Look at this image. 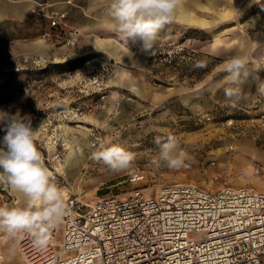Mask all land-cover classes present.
I'll return each instance as SVG.
<instances>
[{"label": "rangeland", "instance_id": "1", "mask_svg": "<svg viewBox=\"0 0 264 264\" xmlns=\"http://www.w3.org/2000/svg\"><path fill=\"white\" fill-rule=\"evenodd\" d=\"M182 1L208 25L169 27L145 70L123 76L121 69L131 70L126 59L73 56L69 48L77 43L43 37L45 4L56 0L37 1L18 19L8 14L12 6L30 2L0 0V112L30 116L36 146L64 199L91 203L136 189L153 194L173 184L264 192V96L252 78L235 107L226 105L223 93L224 69L233 56L247 60L252 76L264 80V0ZM41 43L53 52L39 54L33 46ZM197 61L205 66L196 68ZM168 135L177 138L185 156L179 170L152 163L158 152L154 137ZM112 145L135 153L129 169L114 172L93 159ZM24 203L0 179V206ZM3 248L8 264H24L13 240L6 237Z\"/></svg>", "mask_w": 264, "mask_h": 264}, {"label": "built area", "instance_id": "2", "mask_svg": "<svg viewBox=\"0 0 264 264\" xmlns=\"http://www.w3.org/2000/svg\"><path fill=\"white\" fill-rule=\"evenodd\" d=\"M43 37L74 46L80 34L49 17ZM65 201L68 214L46 247L23 234L14 242L24 264H264V192L253 188L173 184Z\"/></svg>", "mask_w": 264, "mask_h": 264}, {"label": "clouds", "instance_id": "3", "mask_svg": "<svg viewBox=\"0 0 264 264\" xmlns=\"http://www.w3.org/2000/svg\"><path fill=\"white\" fill-rule=\"evenodd\" d=\"M180 0H111L109 15L120 40L139 43L145 52L151 51L158 33L171 23ZM197 61L196 68L204 67ZM248 61L233 56L226 62L223 93L227 106L235 107L245 98L243 86L249 78L257 81V93L264 96V80L252 76ZM0 179L7 187L20 193L23 207L0 206V233L14 242L20 235L32 238L34 247L44 248L53 230L68 214L62 188L54 181L36 146V130L30 116L0 112ZM158 149L152 163L158 168L179 170L185 166V156L179 151V141L174 135L154 137ZM93 159L102 161L114 172L129 169L135 153L121 145L102 147L93 153Z\"/></svg>", "mask_w": 264, "mask_h": 264}, {"label": "crops", "instance_id": "4", "mask_svg": "<svg viewBox=\"0 0 264 264\" xmlns=\"http://www.w3.org/2000/svg\"><path fill=\"white\" fill-rule=\"evenodd\" d=\"M30 3L13 5L10 13L13 18H21L31 6L40 0H27ZM50 1V0H49ZM52 1V0H51ZM56 3H46L44 18L57 17L62 18L64 24L72 29H76L80 34L77 45L69 48V53L73 56H101L110 59L122 60L126 59V63L131 70L121 69V73L125 76L126 71L143 72L146 65V59L153 55L162 39L169 35V27L182 28L181 26H203L208 25L201 19L191 14V4L183 2L177 6L176 13L171 23L158 33L151 51H143L139 43H127L116 40L113 35L117 33L114 29L112 18L109 15L111 0H56ZM40 5V4H39ZM182 30V29H180ZM180 30H177L181 32ZM171 35V34H170ZM42 41V40H41ZM42 46V47H41ZM130 49L126 51V49ZM33 49H37L39 54L52 53L53 49L45 46L43 43L36 44ZM134 68V70H132ZM129 86V85H128ZM130 90L135 94L139 91L134 86H129ZM5 251V249H4ZM9 262L7 261V264Z\"/></svg>", "mask_w": 264, "mask_h": 264}, {"label": "bare ground", "instance_id": "5", "mask_svg": "<svg viewBox=\"0 0 264 264\" xmlns=\"http://www.w3.org/2000/svg\"><path fill=\"white\" fill-rule=\"evenodd\" d=\"M79 159H80V158H79ZM80 161H81V160H80ZM0 238H1V239H3V238H4V236H1ZM5 259H6V257H5Z\"/></svg>", "mask_w": 264, "mask_h": 264}]
</instances>
